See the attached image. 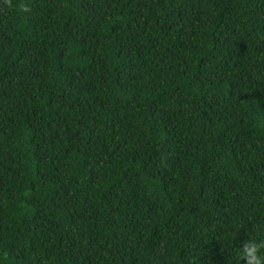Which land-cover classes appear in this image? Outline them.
<instances>
[{"label":"trees","instance_id":"trees-1","mask_svg":"<svg viewBox=\"0 0 264 264\" xmlns=\"http://www.w3.org/2000/svg\"><path fill=\"white\" fill-rule=\"evenodd\" d=\"M27 4L0 0V264H239L264 0Z\"/></svg>","mask_w":264,"mask_h":264},{"label":"clouds","instance_id":"clouds-1","mask_svg":"<svg viewBox=\"0 0 264 264\" xmlns=\"http://www.w3.org/2000/svg\"><path fill=\"white\" fill-rule=\"evenodd\" d=\"M9 10L15 8L22 14L29 12L27 0H16L13 4V0H3ZM242 247L237 249V258L239 264H264V239L256 240L249 238L247 241H243Z\"/></svg>","mask_w":264,"mask_h":264}]
</instances>
